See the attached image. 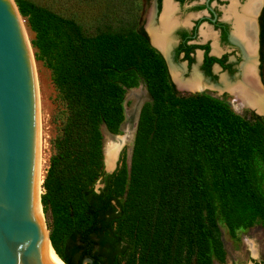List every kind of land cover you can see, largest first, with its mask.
<instances>
[{
    "label": "trees",
    "instance_id": "trees-1",
    "mask_svg": "<svg viewBox=\"0 0 264 264\" xmlns=\"http://www.w3.org/2000/svg\"><path fill=\"white\" fill-rule=\"evenodd\" d=\"M14 3L64 107L40 196L64 264H221L220 219L264 230L261 117L244 119L209 95H180L142 33L86 35L33 0ZM139 83L151 101L129 168L108 174L102 128L119 134L126 90Z\"/></svg>",
    "mask_w": 264,
    "mask_h": 264
},
{
    "label": "flooded vegetation",
    "instance_id": "flooded-vegetation-1",
    "mask_svg": "<svg viewBox=\"0 0 264 264\" xmlns=\"http://www.w3.org/2000/svg\"><path fill=\"white\" fill-rule=\"evenodd\" d=\"M250 6L251 0H141L137 32L146 37L149 46L163 59L177 92L214 98L217 97L211 94L229 95L235 100L232 90L245 82L251 53L254 54L256 72L257 65L263 63L260 30L264 0L255 23L258 64L257 48L254 52L250 46L247 21L243 19ZM176 77L183 83L197 77L200 90L179 88ZM246 108L253 111L251 115L261 117L256 112L264 115L263 109L261 112ZM261 118L264 120L263 116Z\"/></svg>",
    "mask_w": 264,
    "mask_h": 264
},
{
    "label": "water",
    "instance_id": "water-1",
    "mask_svg": "<svg viewBox=\"0 0 264 264\" xmlns=\"http://www.w3.org/2000/svg\"><path fill=\"white\" fill-rule=\"evenodd\" d=\"M20 19L13 0H0V264H51L29 258L30 248L23 254L37 159L32 65ZM114 166L104 155L105 172L113 173Z\"/></svg>",
    "mask_w": 264,
    "mask_h": 264
},
{
    "label": "rangeland",
    "instance_id": "rangeland-1",
    "mask_svg": "<svg viewBox=\"0 0 264 264\" xmlns=\"http://www.w3.org/2000/svg\"><path fill=\"white\" fill-rule=\"evenodd\" d=\"M14 1V0H13ZM58 15L70 19L77 23L86 35H96L98 33H136L139 23V4L141 0H33ZM24 20V19H23ZM29 41L33 34L27 28L24 20ZM264 28V24H263ZM32 47V46H31ZM263 63L257 65V75L264 83V34H263ZM259 50V48H257ZM34 53L35 50L33 49ZM35 59V57H34ZM37 64L38 89L41 96L43 114V154L46 160V169L49 158L52 154L51 142L58 135L60 123L64 117V107L59 99L58 93L51 80L50 71L35 59ZM181 91V90H180ZM188 96L192 92L182 93ZM185 92V91H184ZM210 94V93H209ZM227 102L231 110L244 119L250 118L251 109L240 107V103L232 96H222L221 94H211ZM151 98L144 84L139 83L136 87L127 89L124 97V121L120 127L119 134L113 135L102 128L103 133V157L107 150V145L112 142L118 144L119 137H124V145L118 152L115 166L116 170L121 164H126L129 168L134 138L136 134L139 115L142 107L149 103ZM262 117V115H260ZM46 172V170H45ZM259 178L261 188L264 191V167L259 168ZM100 185H96V188ZM44 215V214H43ZM46 229L47 220L44 216ZM221 240L226 253L225 261L221 264H259L264 263V230L257 224L246 228H233L228 226L222 219L219 220ZM47 232L49 233L48 229ZM220 264V263H214Z\"/></svg>",
    "mask_w": 264,
    "mask_h": 264
},
{
    "label": "bare ground",
    "instance_id": "bare-ground-1",
    "mask_svg": "<svg viewBox=\"0 0 264 264\" xmlns=\"http://www.w3.org/2000/svg\"><path fill=\"white\" fill-rule=\"evenodd\" d=\"M262 2L263 0H251V6L250 8H247L249 11L243 16V19H246L247 21V25L249 29L248 38L250 39V44H251L250 46L253 48V50L255 49L254 52L256 51L257 48V30L255 23L259 10L262 6ZM240 19L241 17L239 18V20ZM20 26H21L22 34L24 36V40L26 41L29 59L32 65V78H33L34 90H35L34 120H35L36 159H37V170H36L23 254L28 248H30L27 256L31 259H45L51 264H63L62 261L56 256L54 250L51 247L48 237V232L46 229L45 220H44V215L42 212V206L40 203V196L42 194V183L45 177V170H46V160L43 154L44 151L43 130H42L43 110L41 109L42 108L41 96L38 89V80L36 76L37 64L34 59L33 48L31 47V43L28 38V34H27L28 30H26L23 19H20ZM251 56L252 57H248L249 68L248 71L246 70L247 77L245 78V82L239 84L236 88H234L232 90V93L234 94L235 98L240 102L241 107L243 108L249 107L255 110L258 109L259 111L262 112V109L264 110V89L260 85L261 83H259V80L257 78L258 76H257V72L255 71L256 62H255L254 54L251 53ZM176 81L179 84V88L183 90L184 89L191 91L200 90L199 87L200 81L198 80L197 77H194L191 81L189 80V82L187 83L181 82V80H179L177 77H176ZM257 113L260 114L259 112ZM124 142H125V138L119 137L118 144H113L112 142H110L107 145V150L104 152V155L106 157V163L110 168H112L113 164L115 163L118 152L121 149V147L124 145ZM33 227L36 228L37 240L35 244L32 245L33 236L35 235L34 233L35 229Z\"/></svg>",
    "mask_w": 264,
    "mask_h": 264
}]
</instances>
